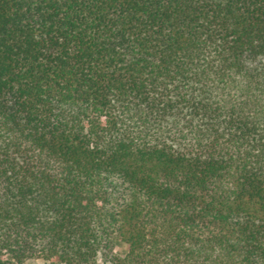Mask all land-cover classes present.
<instances>
[{"label": "trees", "instance_id": "16d2710c", "mask_svg": "<svg viewBox=\"0 0 264 264\" xmlns=\"http://www.w3.org/2000/svg\"><path fill=\"white\" fill-rule=\"evenodd\" d=\"M30 259L264 264V0H0V264Z\"/></svg>", "mask_w": 264, "mask_h": 264}, {"label": "rangeland", "instance_id": "374dc122", "mask_svg": "<svg viewBox=\"0 0 264 264\" xmlns=\"http://www.w3.org/2000/svg\"><path fill=\"white\" fill-rule=\"evenodd\" d=\"M126 250V245L125 243H123L120 240H117L115 242V246H114V251L118 254H122L124 251ZM42 259L36 260V259H30L27 260L25 263L26 264H58L57 262H49V263H44ZM97 264H102L100 261L97 262Z\"/></svg>", "mask_w": 264, "mask_h": 264}, {"label": "crops", "instance_id": "0c3cea01", "mask_svg": "<svg viewBox=\"0 0 264 264\" xmlns=\"http://www.w3.org/2000/svg\"><path fill=\"white\" fill-rule=\"evenodd\" d=\"M36 260H39V259H36ZM44 263H49L48 261H43ZM24 264H26L25 262H24ZM58 264H60V263H58Z\"/></svg>", "mask_w": 264, "mask_h": 264}]
</instances>
